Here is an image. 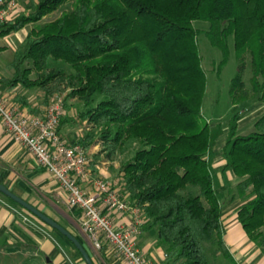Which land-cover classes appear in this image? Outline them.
Listing matches in <instances>:
<instances>
[{
    "label": "trees",
    "instance_id": "obj_1",
    "mask_svg": "<svg viewBox=\"0 0 264 264\" xmlns=\"http://www.w3.org/2000/svg\"><path fill=\"white\" fill-rule=\"evenodd\" d=\"M68 2L71 11L38 24ZM26 8L0 23V38L35 24L9 65L12 76L0 77V84L9 90L41 88L47 105L54 93L82 100L87 110L81 117L102 125L110 156L124 140L141 144L123 165V191L143 212L141 229H154L168 248V261L210 264L212 248L236 264L223 238L222 205L206 158L207 77L194 22L208 23L206 36L222 52L219 70L233 37L239 63L230 90L233 105L249 98L243 81L247 56L252 89L264 103V0H29ZM96 94L102 99L91 106ZM18 99L20 108L39 113L27 98ZM236 120L224 147L225 167L239 179L243 202L237 220L264 253V113L245 135L237 134ZM76 143L89 149L92 139ZM77 255L86 264L78 250Z\"/></svg>",
    "mask_w": 264,
    "mask_h": 264
},
{
    "label": "rangeland",
    "instance_id": "obj_2",
    "mask_svg": "<svg viewBox=\"0 0 264 264\" xmlns=\"http://www.w3.org/2000/svg\"><path fill=\"white\" fill-rule=\"evenodd\" d=\"M28 3L29 0H19V13L27 12L26 6ZM72 9L73 3L68 2L61 6L57 11L45 16L38 24L43 25L46 22L56 19L63 12L71 11ZM34 26L35 24H29L16 33H12L8 36L0 38V47L4 48V50L0 51V77L12 76L13 70L9 65L13 60L14 55L24 49L25 38L28 32ZM194 26L198 31V50L201 56L202 67L207 77V86L202 102V115L204 119L208 121L211 127V144L206 158L210 165L215 191L218 195L219 201L221 202L222 211L223 209L225 211L229 210V213L234 215L235 206L241 204L243 202V198L239 197L236 191V184L239 179L233 174L230 168L225 167L227 164V157L225 155L224 147L230 136V123L231 120L237 116V134L245 135L254 131L255 121L264 113V103L258 99L255 91L252 89L250 81L252 71L249 64V57L247 56V66L244 70L243 81L245 88L249 92V98L242 103L233 105L231 102L230 90L232 80L237 75L239 68L238 59L234 49L233 37H228L229 57L226 64L221 68V70H219L218 68L222 59V52L217 47L212 46L208 37L206 36V30L209 27L208 23L197 20L194 22ZM53 65L56 67L58 64L53 63ZM66 69L67 72L72 71V69L68 66H66ZM17 88L28 90L27 94L32 99H30V101H32V105L40 110L39 113L33 114L42 115L45 113V110L49 104H44L45 97L43 89H25L21 86H18ZM56 94L62 96L64 101V116L61 119L62 123H60L65 124L67 122L69 124L73 133L72 135L75 137L76 142L84 137L92 139L91 146L89 149H87L90 161L89 165L92 161L90 155L94 152L93 154L96 156V162L94 161V163L104 165L102 164L103 162H111L109 165H111L110 170L113 176H116L117 179L123 178L124 163L133 157L135 152L141 147V144L133 139L124 140L123 143L117 148L115 153L110 156L109 150L105 147L102 140V125L91 120L90 118L82 119L81 117L82 113L87 110V107L83 101L75 97H67L66 92L54 93L51 96V99ZM94 98L95 100L91 106L96 105V103L102 99L99 94H96ZM28 113L30 112L28 111ZM104 166L107 167V165ZM92 174L93 173L91 171V176ZM97 178L108 182V180L103 177H96V179ZM121 181L123 182V180ZM25 184L29 188L26 189V201L33 204V202L35 203V201L42 198V194L37 191L34 186H29L27 183ZM194 190L195 194H198V189L196 188ZM0 207L6 209V211H9L13 215L18 216L22 222H27L28 219L34 220L31 218L32 215L27 210L13 204L1 193ZM39 223L42 225L41 222ZM49 231L51 232V230ZM55 233H57L59 237H63L59 234V232L55 231ZM11 240L13 242H11ZM10 243H12V245H7ZM23 246V243H21L20 240L15 236L8 237V241L0 240V264H46L45 261L38 262L37 260L33 259V253L25 249ZM103 248L110 253H114V255L119 258L107 242L103 244ZM211 249H209L210 264L218 263L219 260L212 252H210Z\"/></svg>",
    "mask_w": 264,
    "mask_h": 264
},
{
    "label": "crops",
    "instance_id": "obj_3",
    "mask_svg": "<svg viewBox=\"0 0 264 264\" xmlns=\"http://www.w3.org/2000/svg\"><path fill=\"white\" fill-rule=\"evenodd\" d=\"M27 92L28 90H22L17 87L9 90L6 85L0 84V95L2 98L19 106L20 102L22 103L18 99L19 95L27 98L32 103ZM21 109L29 111V108L25 106L21 107ZM58 131L67 143L76 142L67 122L61 124L58 127ZM93 153L90 155L92 161L89 165L93 174L88 181L82 182L83 188L88 192L92 191L95 188L94 180L96 177H103L108 180L111 187L121 197L129 202V198L123 191V183L121 181L123 178L117 179L116 176H113L110 170L111 165H109L111 162L102 163L107 165V167L94 163L96 156ZM0 182L24 199H27L26 189H29L25 183L29 186H34L42 194V198L35 201V203L33 202V204L57 222L65 225L82 242L95 264H124L114 253H110L104 248L101 251H97L89 235L82 228L80 211L68 206L66 194L53 176L36 163L34 157L26 148L11 138L6 132L1 118ZM238 205L234 208V215H231L229 210L225 211L223 209L222 211L223 238L226 247L236 264H264V253L248 238L237 220L236 208ZM101 208L103 213L110 217L117 228H125L132 222V214L129 211H116L103 204ZM31 218L35 221L28 219L27 222H22L18 216L0 207V240L8 241V237H17L23 243V247L33 253V259L38 262L45 261L46 264H84L77 255V249L66 237L63 235H61L63 237H59L51 227L43 223L41 225L40 221L33 216ZM11 242L13 241L11 240ZM7 245H12V243ZM136 245L142 256L150 264H173L167 260L168 248L159 242L154 229H141L136 238ZM216 257L219 262L215 264H233L224 257Z\"/></svg>",
    "mask_w": 264,
    "mask_h": 264
},
{
    "label": "built area",
    "instance_id": "obj_4",
    "mask_svg": "<svg viewBox=\"0 0 264 264\" xmlns=\"http://www.w3.org/2000/svg\"><path fill=\"white\" fill-rule=\"evenodd\" d=\"M19 13V0H0V23ZM64 116V101L55 95L43 115L28 113L0 95V118L11 138L50 173L66 194L69 207L81 213V225L97 250L107 242L124 264H150L140 253L136 238L144 223L143 212L130 203L103 179H95V188L86 191L82 182L91 177L88 150L78 143H67L58 127ZM116 211H129L132 222L117 228L101 205Z\"/></svg>",
    "mask_w": 264,
    "mask_h": 264
},
{
    "label": "water",
    "instance_id": "obj_5",
    "mask_svg": "<svg viewBox=\"0 0 264 264\" xmlns=\"http://www.w3.org/2000/svg\"><path fill=\"white\" fill-rule=\"evenodd\" d=\"M0 193L12 199L17 204H19L24 209H26L28 212H30L31 214H33L34 216L42 220L46 225H48L52 229H55L61 235L66 237L75 246V248L81 253L86 264H95L90 254L88 253V251L82 244V242L75 235H73L68 229H66L61 224H59L55 219L48 216L46 213L41 211L39 208L31 204L30 202L26 201L21 196L17 195L8 186H6L4 183H1V182H0Z\"/></svg>",
    "mask_w": 264,
    "mask_h": 264
}]
</instances>
